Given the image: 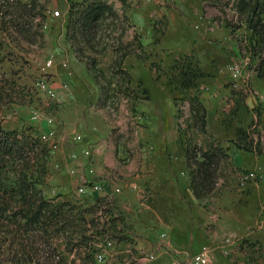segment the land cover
<instances>
[{"label": "rangeland", "instance_id": "rangeland-1", "mask_svg": "<svg viewBox=\"0 0 264 264\" xmlns=\"http://www.w3.org/2000/svg\"><path fill=\"white\" fill-rule=\"evenodd\" d=\"M75 1L82 0L49 1L41 43L17 45L11 35L0 33V86L6 83L0 126L37 136L29 114L37 108L51 112L66 135L47 157V174L40 185L44 196L81 207L105 199L97 212L86 214L93 224L86 232L92 237L89 249H77L76 233H39L33 260L194 264V256L205 250L208 264H264V78L256 72L264 35L254 36L246 27L248 19L257 20L251 9L258 0H104L115 17L103 21L94 51L79 44L95 59L94 71L89 59L76 56V45L67 37V9ZM190 15L196 19L190 20ZM212 25L211 33L227 34L208 37L205 31ZM198 26L203 35L194 34ZM133 35L142 44L138 52L144 60L133 55L138 64L133 57L123 61L120 67L130 72L128 80L114 50L119 41L132 43L135 49ZM63 39L87 67L89 77L84 86L76 87L69 105L60 96L48 100L36 86L42 77L40 67L54 52L64 51ZM186 63H198L207 75L197 79L195 87L180 89L178 72ZM234 64L240 69L235 78L230 72ZM192 95L204 98L212 108L204 134L198 132L189 110ZM70 113L74 120H67ZM238 127L245 131L240 144L246 149L234 143ZM73 134L87 143L76 144L70 138ZM231 143L242 157L239 165L237 152H229ZM187 144H219L230 155L216 190L201 199L188 187L181 150ZM85 146L91 148L95 171L109 175L97 193L79 194L76 177L66 175L68 153ZM158 161L163 168L173 163L177 173L163 186V179L150 169ZM12 234L0 233V264L22 256ZM150 254L155 255L154 262L148 260Z\"/></svg>", "mask_w": 264, "mask_h": 264}, {"label": "trees", "instance_id": "trees-1", "mask_svg": "<svg viewBox=\"0 0 264 264\" xmlns=\"http://www.w3.org/2000/svg\"><path fill=\"white\" fill-rule=\"evenodd\" d=\"M50 0H0V33L12 36V41L18 45L23 41L28 44L41 43V30L46 19V9ZM246 7L243 9L245 10ZM254 17L246 21V27L254 36L264 35V0H258L251 9ZM113 7L104 0H82L70 2L67 9L68 39L74 42L75 54L79 58L90 60L89 66L94 71L95 59L83 53L79 44H85L94 51V44L101 32L103 21L114 16ZM263 20V22H262ZM14 34H12V33ZM138 36V35H137ZM135 49L132 43L119 44L115 52V61L119 70L131 79L130 73L121 66L124 57L142 47L137 41ZM123 46V47H120ZM126 47V48H125ZM122 50V51H121ZM141 57L140 53H137ZM189 57V56H185ZM187 64V63H186ZM179 69L180 89L193 88L196 80L207 75L199 66L182 65ZM257 76L264 78V48L258 56ZM5 84L0 86V100L5 98ZM148 95V89H144ZM147 95L144 97L147 98ZM189 110L199 133L207 132L206 108L198 95L189 97ZM244 129L236 128L234 143L239 149H246L240 144L245 140ZM51 147L42 142L38 136L30 132L4 129L0 126V233H12L17 239L18 251L22 256L9 259L10 264L34 263L32 258L34 244L41 234L76 233L79 237L75 244L77 249L91 247L90 235L86 232L93 224L92 219H86V214H93L105 202L99 198L89 207H81L67 200H55L44 196L40 185L44 183L47 174L46 160ZM182 150L184 165L188 170L189 189L193 196L201 199L212 194L218 184L219 172L230 164L227 148L219 144H209L206 147L199 144L185 145ZM89 225V226H87ZM79 233V234H78ZM91 234V233H90Z\"/></svg>", "mask_w": 264, "mask_h": 264}, {"label": "built area", "instance_id": "built-area-1", "mask_svg": "<svg viewBox=\"0 0 264 264\" xmlns=\"http://www.w3.org/2000/svg\"><path fill=\"white\" fill-rule=\"evenodd\" d=\"M54 14L58 16L59 11L55 10ZM51 64L52 59L49 58L40 67L42 77L36 82V86L38 91H40L48 100L53 101L56 97V90L53 86V80L47 70ZM239 71L240 69L237 64L230 67V72L234 78L238 76ZM29 114L31 121L34 123L38 124L40 120L43 119L46 127L40 130L37 136L42 142L46 143L50 147H53V149H56L58 147L60 126L56 122L55 116L45 115L37 108H32ZM71 138L76 144L82 143L83 141L80 134H73ZM91 156L92 153L89 146L81 147L80 150H74V152L69 154V158L74 161V165L68 169V174L76 177V190L79 194L97 193L102 190L105 184L104 177L95 171ZM249 175L253 176L252 173ZM148 260L150 262H154L155 255H148ZM192 261L194 264H208V255L206 251L204 250L196 254Z\"/></svg>", "mask_w": 264, "mask_h": 264}, {"label": "crops", "instance_id": "crops-1", "mask_svg": "<svg viewBox=\"0 0 264 264\" xmlns=\"http://www.w3.org/2000/svg\"><path fill=\"white\" fill-rule=\"evenodd\" d=\"M193 14H195V13H193ZM189 18H190V20L196 19L195 15H190ZM211 27H214V26L213 25L210 26L209 30L205 31L207 33L208 37H210V38L211 37H213V38H222L223 36H225L227 34L226 33L227 31H226L222 37H219L215 33H211ZM198 28H200V27L198 26L197 29ZM199 30L200 29H198L194 34H202L203 35L204 34V32H203L204 30H202V31H199ZM133 37H134V35H133ZM133 37H132V39H133ZM193 38H194V41H195V37H193ZM63 43H64V46H65V47H63L64 51H61L60 52L61 54H59L58 52H54L53 56L51 57L52 64L47 70H48L49 75H50V73L51 74L53 73L52 75H50V77L53 80V86H54V88L56 90V97H55V99L53 101H55L57 99V97L60 96L59 97L60 101H62L63 104L69 105V103L71 102L72 95L75 92L76 87L84 86V84H86L87 78H89V77H88L87 67L75 57L73 52L70 50L69 45L65 41V39H63ZM191 45H192V50H196V46L197 45H195L194 43L191 44ZM190 49H191V47L189 48L188 51H190ZM138 50L139 49H136L135 52H132V53L126 55L124 57L123 61L124 60L126 61V59H128L130 57H133L134 60L138 64V61L136 60V58L138 60H141V61L144 60V59L138 57V55H137V53H139ZM123 61H122V63H123ZM123 69H125V68H123ZM125 70H127V69H125ZM63 85H65V86H63ZM68 92H70V93H68ZM200 100L202 101V103L204 104V106L206 108V111H207L206 112V120H207L208 111H211L212 108L211 107L209 108L207 106L204 98H202ZM41 111L45 115H50V113H51V112H46L45 110H41ZM22 115L25 118V120L28 121V115L27 114H23V113H22ZM65 118H66V116H65ZM75 118L76 117H73L72 114L70 113L68 115V119L67 120H74ZM30 122H31L32 125H34L37 128V133L40 130H42L44 127H46V124L43 121V119L40 120V122L38 124L34 123L32 121H30ZM5 129H7V128H5ZM65 136L66 135H65L64 131H62L61 126H60V135H59L58 142L60 143V141L63 140ZM71 137H72V135L70 136V138ZM82 140H83L82 143H85V144L87 143V140L83 136H82ZM229 146H230V149H229L230 153L235 154V152H237V165H239V162L241 161L242 157H241L238 149H235L233 147L234 145H232V143ZM112 147H113V145H112ZM74 150H76V149H74ZM227 152H228V149H227ZM158 153L161 155L162 153L164 154V151L161 150V151H158ZM69 154H70V152L68 153V156H67V159H66V164L68 165L67 169H69L71 166L74 165V161H72L69 158ZM163 165H165V164H163V163L158 161V163H157V165L155 167L150 168L154 173H158V175L163 179L162 183H161L162 186L167 184V183H164L165 181H167L166 179H168V178L171 179V177H173L174 174L176 173L175 169L173 167V163L172 164L168 163L169 167H167V168H163L164 167ZM122 172H124V169H122ZM66 175H68L67 171H66ZM73 176H71V177H73ZM102 176L104 177V181L107 184V177L109 175H105L104 172H103ZM148 176H151V175L149 174ZM109 178H111V177H109Z\"/></svg>", "mask_w": 264, "mask_h": 264}]
</instances>
